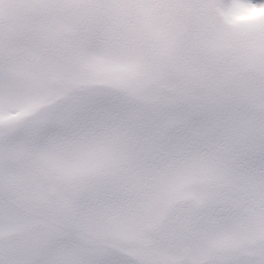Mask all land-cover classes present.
Instances as JSON below:
<instances>
[{"label": "snow or ice", "instance_id": "snow-or-ice-1", "mask_svg": "<svg viewBox=\"0 0 264 264\" xmlns=\"http://www.w3.org/2000/svg\"><path fill=\"white\" fill-rule=\"evenodd\" d=\"M0 264H264V0H0Z\"/></svg>", "mask_w": 264, "mask_h": 264}]
</instances>
